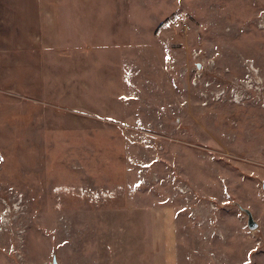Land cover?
I'll list each match as a JSON object with an SVG mask.
<instances>
[{
  "label": "rangeland",
  "instance_id": "1",
  "mask_svg": "<svg viewBox=\"0 0 264 264\" xmlns=\"http://www.w3.org/2000/svg\"><path fill=\"white\" fill-rule=\"evenodd\" d=\"M262 16L264 0H0V264H151L133 223L149 208L176 213L172 264H264V109L190 81L193 50L220 81L264 73Z\"/></svg>",
  "mask_w": 264,
  "mask_h": 264
},
{
  "label": "built area",
  "instance_id": "2",
  "mask_svg": "<svg viewBox=\"0 0 264 264\" xmlns=\"http://www.w3.org/2000/svg\"><path fill=\"white\" fill-rule=\"evenodd\" d=\"M258 27L264 28V16L260 18ZM184 28L189 29V25L184 24ZM190 56L195 60L190 81L193 86L201 87V95L207 101H222L244 105L249 102L248 100H251L258 102L264 109V73L259 70L253 61H245L242 76L220 81L215 74L216 72H212V68L215 66L213 58L205 61L201 59L199 52L196 50L191 51ZM228 72L229 69L224 70V73ZM178 191L188 199L189 190L185 186L179 187Z\"/></svg>",
  "mask_w": 264,
  "mask_h": 264
},
{
  "label": "crops",
  "instance_id": "3",
  "mask_svg": "<svg viewBox=\"0 0 264 264\" xmlns=\"http://www.w3.org/2000/svg\"><path fill=\"white\" fill-rule=\"evenodd\" d=\"M155 210L149 208L148 211L141 212L144 213V215L141 216L142 220L140 218H137L136 222L133 220L134 225H137L139 222L142 226V232L139 230L138 225L135 230L140 242L138 248L141 252H146L145 256H142V260L145 262H148L150 256L151 264H172V245L174 240L173 217L176 216V213L169 208H158ZM149 237L151 241V253L149 252L148 245ZM144 239L147 241L146 250H144V246L142 245Z\"/></svg>",
  "mask_w": 264,
  "mask_h": 264
},
{
  "label": "water",
  "instance_id": "4",
  "mask_svg": "<svg viewBox=\"0 0 264 264\" xmlns=\"http://www.w3.org/2000/svg\"><path fill=\"white\" fill-rule=\"evenodd\" d=\"M247 214V225L251 229H255L257 227V223L254 221L251 212L249 210H245Z\"/></svg>",
  "mask_w": 264,
  "mask_h": 264
}]
</instances>
